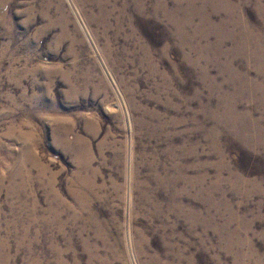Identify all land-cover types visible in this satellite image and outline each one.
Wrapping results in <instances>:
<instances>
[{
  "label": "rangeland",
  "instance_id": "obj_1",
  "mask_svg": "<svg viewBox=\"0 0 264 264\" xmlns=\"http://www.w3.org/2000/svg\"><path fill=\"white\" fill-rule=\"evenodd\" d=\"M0 264H264V0H0Z\"/></svg>",
  "mask_w": 264,
  "mask_h": 264
},
{
  "label": "bare ground",
  "instance_id": "obj_2",
  "mask_svg": "<svg viewBox=\"0 0 264 264\" xmlns=\"http://www.w3.org/2000/svg\"><path fill=\"white\" fill-rule=\"evenodd\" d=\"M126 1V0H125ZM158 2V1H157ZM126 3V2H125ZM143 5V4H142ZM143 10V9H142ZM140 11V10H139ZM176 20V19H175ZM88 152H89V150H88ZM90 153V152H89ZM89 160H90V158H88ZM89 160H86V159H83L82 158V162L84 163V165L87 167H91L90 165H91V162L89 161ZM88 170V169H87ZM178 212V211H177ZM183 213V212H182ZM195 213V212H194ZM192 222V221H191Z\"/></svg>",
  "mask_w": 264,
  "mask_h": 264
}]
</instances>
